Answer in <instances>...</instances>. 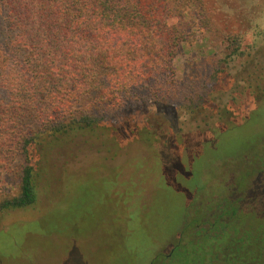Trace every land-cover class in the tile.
<instances>
[{
	"label": "trees",
	"instance_id": "trees-1",
	"mask_svg": "<svg viewBox=\"0 0 264 264\" xmlns=\"http://www.w3.org/2000/svg\"><path fill=\"white\" fill-rule=\"evenodd\" d=\"M193 4L200 9L195 18ZM0 16V173L14 177L17 187L0 198V214L36 202L48 154L81 130L107 125L123 132L136 108L179 97L168 88L175 84L173 60L197 31L214 28L206 0H0ZM223 35L236 52L243 32ZM206 88L188 93L182 106L198 107ZM180 158L188 163L187 155ZM208 169V175L197 168L181 175L178 192L191 199L178 229L163 239L151 236L158 245L175 233L170 249L155 247L148 264L263 263L264 221L254 225L237 206L212 215L210 182L225 175L219 165ZM153 201L140 207L149 212L145 225L158 224ZM111 231L116 260L110 264H135L136 252L125 248V237L115 245Z\"/></svg>",
	"mask_w": 264,
	"mask_h": 264
},
{
	"label": "rangeland",
	"instance_id": "rangeland-1",
	"mask_svg": "<svg viewBox=\"0 0 264 264\" xmlns=\"http://www.w3.org/2000/svg\"><path fill=\"white\" fill-rule=\"evenodd\" d=\"M189 10L195 18L200 9L193 4ZM206 10L213 30L197 31L173 60L175 84L168 88L179 97L136 108L123 132L107 125L86 128L51 151L37 178L36 202L0 214V264H110L116 260L109 252L111 227L115 245L125 237V248L136 252L135 264H148L155 247L170 249L175 233L158 245L151 236L163 239L180 226L191 199L178 192L181 175L192 168L208 175L218 166L215 158L241 156L249 134L239 122L264 127V0H206ZM233 31L244 34L236 52L223 35ZM204 87L198 107L182 106L188 93L199 95ZM257 136L264 137V130ZM214 138L226 148L208 149ZM186 155L188 163L180 158ZM237 163L232 170L225 163V169L239 171ZM16 192L14 177L0 173V198ZM152 198L158 224L145 225L149 212L140 207ZM117 210L127 224L117 220Z\"/></svg>",
	"mask_w": 264,
	"mask_h": 264
},
{
	"label": "flooded vegetation",
	"instance_id": "flooded-vegetation-1",
	"mask_svg": "<svg viewBox=\"0 0 264 264\" xmlns=\"http://www.w3.org/2000/svg\"><path fill=\"white\" fill-rule=\"evenodd\" d=\"M239 123V125H242L249 134L247 137V144L244 151L239 152L241 156L239 155V157H235L234 154H224L222 159L219 158L215 161L222 167L225 173L223 179L225 180H222L221 182L216 181L210 186L212 195L215 194V196H213L215 197V207L213 208L214 205H212V211H214L212 212V215L216 212L227 215L228 211L233 210L234 207L237 206L239 212L244 218L245 213H248L247 216L249 219H264V137L257 136L258 131H263L264 127L262 128V125L259 124L248 125V120ZM226 131L227 130L223 133ZM223 133H221V135H223ZM211 141L215 143L213 146L210 145V149L217 150L218 147L221 148V146L226 148L222 145V141L220 142V138H214ZM233 157L234 160L231 159ZM236 162H238L237 168L239 171H229V169H225V163L232 165L230 166V169L232 170L234 166H237ZM237 172L240 173L236 174ZM228 173L231 175L228 176ZM245 173H250L251 177L246 179ZM234 176H237V178L233 179ZM230 177L231 180L229 179ZM217 195L221 196V198L219 199ZM240 213L237 214L238 222L241 220Z\"/></svg>",
	"mask_w": 264,
	"mask_h": 264
}]
</instances>
